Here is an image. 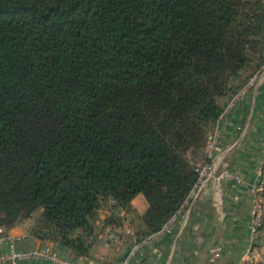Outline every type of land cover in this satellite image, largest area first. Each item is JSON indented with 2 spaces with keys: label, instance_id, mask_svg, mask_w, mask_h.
I'll return each mask as SVG.
<instances>
[{
  "label": "trees",
  "instance_id": "trees-1",
  "mask_svg": "<svg viewBox=\"0 0 264 264\" xmlns=\"http://www.w3.org/2000/svg\"><path fill=\"white\" fill-rule=\"evenodd\" d=\"M263 63L264 0H0V235L27 222L89 257L113 225L119 264Z\"/></svg>",
  "mask_w": 264,
  "mask_h": 264
},
{
  "label": "crops",
  "instance_id": "crops-1",
  "mask_svg": "<svg viewBox=\"0 0 264 264\" xmlns=\"http://www.w3.org/2000/svg\"><path fill=\"white\" fill-rule=\"evenodd\" d=\"M219 127L216 173L228 170L243 182L234 178H210L204 182L186 213L171 224L170 231L143 248L139 264H237L250 246L251 186L256 181L257 166L264 159V75L239 103L221 116ZM141 195L131 201L137 213L146 207ZM105 214L106 210H102L100 218ZM27 226L23 222L6 232L17 249L47 247L72 261L110 262L120 246L119 243L106 246L97 241L89 257L81 256L59 243L29 235ZM262 231L264 234V226ZM8 249V240L1 241L0 255ZM18 264L51 263L37 258L19 260Z\"/></svg>",
  "mask_w": 264,
  "mask_h": 264
},
{
  "label": "built area",
  "instance_id": "built-area-1",
  "mask_svg": "<svg viewBox=\"0 0 264 264\" xmlns=\"http://www.w3.org/2000/svg\"><path fill=\"white\" fill-rule=\"evenodd\" d=\"M264 75V63L261 66L260 70L257 71L248 82L242 86L238 91L230 98L228 103L225 106L224 113L233 108L237 103H239L247 94L250 88H252ZM220 135L219 124L215 127L213 132H211L208 140V153L207 157L209 158L208 162H204L197 166V179L191 190L189 191L184 202L178 209V211L173 214L162 226L155 232L149 234L142 240L135 242L129 249L126 256L119 264H139L143 256V248L149 246L155 242L160 236L170 231L171 224L176 221L179 216H182L188 210L189 205L193 198L196 197L197 192L200 190L202 184L208 179H221V178H234L237 182H243V179L238 176L230 173L228 170H223L219 173H216V166L219 162V144L218 138ZM264 180V159L257 166L256 181L252 190V205L250 210V223H249V233L252 238V242L248 247L247 251L243 254L240 262L237 264H257L263 259L264 255V234H263V220H264V199L260 196L259 191L262 189V182ZM123 215V211L120 212ZM113 225H107L102 234V242L106 246L112 244H117L121 242L119 236L114 234ZM127 231V230H126ZM3 240H8L9 249L7 252L0 255V262L8 260L10 264H18L19 260H28V259H42L50 262L51 264H109L105 262H95L88 260L85 262L82 261H72L68 260L56 252L50 250L47 247L43 248H32V249H17L14 246L13 239L4 235H0V242Z\"/></svg>",
  "mask_w": 264,
  "mask_h": 264
},
{
  "label": "rangeland",
  "instance_id": "rangeland-1",
  "mask_svg": "<svg viewBox=\"0 0 264 264\" xmlns=\"http://www.w3.org/2000/svg\"><path fill=\"white\" fill-rule=\"evenodd\" d=\"M252 76H253V75H252ZM252 76H251V77H252ZM251 77H250V78H251ZM142 196H143V195H141V197H142ZM142 198H143V197H142ZM103 217H104V216H102V218H103Z\"/></svg>",
  "mask_w": 264,
  "mask_h": 264
}]
</instances>
